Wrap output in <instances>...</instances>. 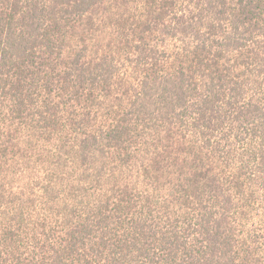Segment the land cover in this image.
I'll return each mask as SVG.
<instances>
[{"label":"trees","instance_id":"trees-1","mask_svg":"<svg viewBox=\"0 0 264 264\" xmlns=\"http://www.w3.org/2000/svg\"><path fill=\"white\" fill-rule=\"evenodd\" d=\"M0 264H264V0H0Z\"/></svg>","mask_w":264,"mask_h":264},{"label":"rangeland","instance_id":"rangeland-1","mask_svg":"<svg viewBox=\"0 0 264 264\" xmlns=\"http://www.w3.org/2000/svg\"><path fill=\"white\" fill-rule=\"evenodd\" d=\"M131 170V169H130Z\"/></svg>","mask_w":264,"mask_h":264}]
</instances>
